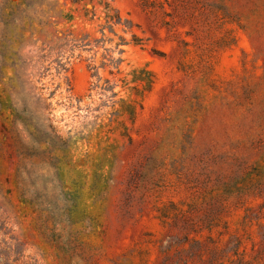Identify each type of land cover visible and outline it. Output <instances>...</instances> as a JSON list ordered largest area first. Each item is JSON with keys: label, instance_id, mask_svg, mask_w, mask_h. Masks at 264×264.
I'll return each mask as SVG.
<instances>
[{"label": "rangeland", "instance_id": "rangeland-1", "mask_svg": "<svg viewBox=\"0 0 264 264\" xmlns=\"http://www.w3.org/2000/svg\"><path fill=\"white\" fill-rule=\"evenodd\" d=\"M0 264H264V0H0Z\"/></svg>", "mask_w": 264, "mask_h": 264}]
</instances>
